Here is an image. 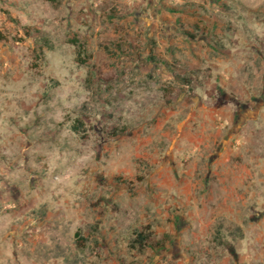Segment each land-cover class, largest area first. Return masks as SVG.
<instances>
[{"label":"rangeland","instance_id":"obj_1","mask_svg":"<svg viewBox=\"0 0 264 264\" xmlns=\"http://www.w3.org/2000/svg\"><path fill=\"white\" fill-rule=\"evenodd\" d=\"M0 33V264H264V0H0Z\"/></svg>","mask_w":264,"mask_h":264},{"label":"trees","instance_id":"obj_2","mask_svg":"<svg viewBox=\"0 0 264 264\" xmlns=\"http://www.w3.org/2000/svg\"><path fill=\"white\" fill-rule=\"evenodd\" d=\"M49 3H54L56 2V0H46ZM3 37L0 33V40H2ZM42 45H40V47H46V48H51V46L46 42V41H42ZM73 44H76V41L72 40L71 41ZM84 50L82 49V45H78L77 46V53H78V58L77 60H79L80 64H83V59L80 56L81 51ZM185 83L187 85H189V81H185ZM71 129L74 132H78V127L76 125H72ZM134 237L133 240L130 244L132 249H137L139 251H142L143 249L146 248H151V249H161L164 247L165 245V239L164 238H159L157 239L155 237V234L150 230L148 225H144V226H139L138 228L135 229L134 233H133Z\"/></svg>","mask_w":264,"mask_h":264}]
</instances>
